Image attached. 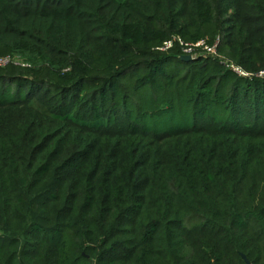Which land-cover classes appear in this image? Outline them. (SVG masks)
Masks as SVG:
<instances>
[{
	"label": "trees",
	"instance_id": "trees-1",
	"mask_svg": "<svg viewBox=\"0 0 264 264\" xmlns=\"http://www.w3.org/2000/svg\"><path fill=\"white\" fill-rule=\"evenodd\" d=\"M7 57L0 264H264V0H0Z\"/></svg>",
	"mask_w": 264,
	"mask_h": 264
},
{
	"label": "built area",
	"instance_id": "built-area-1",
	"mask_svg": "<svg viewBox=\"0 0 264 264\" xmlns=\"http://www.w3.org/2000/svg\"><path fill=\"white\" fill-rule=\"evenodd\" d=\"M175 40H178V41L181 43V45L183 46V50H184V52H185L186 54L191 55V56H193L192 53H193L194 51H196V50H195L196 47H202V48L204 49V51H202L203 54L214 55V54L216 53V51H215V48H216V47H215V46H209V45H208L205 41H203V40H201L200 42H198L196 45H192V44H186V43H184V42L181 40V38H177V37H175L174 40H172V41L165 42V46H164L163 49H164V50H167V49H170L171 47H173V45H174V41H175ZM10 61H13V60H11V58H9V57H7V58H0V64L3 65V66L7 65ZM17 63H19V62H17ZM225 65H226L227 67L231 68L232 70H234L235 72H237V73L240 74V75H243V76H247V75H248V74L245 73L243 70H241V68L235 66V65L232 64V63H228V62H226ZM259 75H260V76H264V72L259 73Z\"/></svg>",
	"mask_w": 264,
	"mask_h": 264
},
{
	"label": "rangeland",
	"instance_id": "rangeland-1",
	"mask_svg": "<svg viewBox=\"0 0 264 264\" xmlns=\"http://www.w3.org/2000/svg\"><path fill=\"white\" fill-rule=\"evenodd\" d=\"M198 53H199L198 51H194V52L192 53V55H193L192 57H195V56H197V55H198ZM202 53H203V52H202ZM17 58H19V57H17Z\"/></svg>",
	"mask_w": 264,
	"mask_h": 264
},
{
	"label": "water",
	"instance_id": "water-1",
	"mask_svg": "<svg viewBox=\"0 0 264 264\" xmlns=\"http://www.w3.org/2000/svg\"><path fill=\"white\" fill-rule=\"evenodd\" d=\"M183 58H184V59H191L192 56H191V55H185Z\"/></svg>",
	"mask_w": 264,
	"mask_h": 264
}]
</instances>
